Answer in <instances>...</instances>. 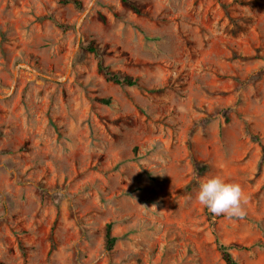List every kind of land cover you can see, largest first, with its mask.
<instances>
[{
    "label": "rangeland",
    "instance_id": "374dc122",
    "mask_svg": "<svg viewBox=\"0 0 264 264\" xmlns=\"http://www.w3.org/2000/svg\"><path fill=\"white\" fill-rule=\"evenodd\" d=\"M78 1L0 0V264H264V0Z\"/></svg>",
    "mask_w": 264,
    "mask_h": 264
},
{
    "label": "clouds",
    "instance_id": "9594fccd",
    "mask_svg": "<svg viewBox=\"0 0 264 264\" xmlns=\"http://www.w3.org/2000/svg\"><path fill=\"white\" fill-rule=\"evenodd\" d=\"M165 173L160 171L153 174L162 176ZM196 200L213 215L242 219L247 214L248 197L242 186L237 182H227L221 176H212L199 181Z\"/></svg>",
    "mask_w": 264,
    "mask_h": 264
},
{
    "label": "trees",
    "instance_id": "16d2710c",
    "mask_svg": "<svg viewBox=\"0 0 264 264\" xmlns=\"http://www.w3.org/2000/svg\"><path fill=\"white\" fill-rule=\"evenodd\" d=\"M64 2L68 3V2H74L77 5H80V1L78 0H64ZM124 2L126 4H128L129 6H131L135 11L140 12V8L137 6V4H135L134 2H132L131 0H124ZM90 49L94 52H98V49L94 46H91ZM98 67L99 70L104 73V75L112 82L117 83V84H122V85H135L137 84V79L134 78L131 75H127V74H122L120 72H116L111 70L108 66H106L103 62V59L100 58V61L98 63ZM103 102L105 103H111V99L110 98H106V99H102ZM256 137V136H254ZM258 138V137H256ZM207 169V166H202L200 168L201 171H205ZM106 236H107V247L110 249L113 247L114 242H115V237L112 236V224L109 223L107 225L106 228ZM218 247L219 250L221 251V254L223 256V259L225 260L226 264H238V262L236 261V259L233 257L232 253L229 250V247L220 243L218 241Z\"/></svg>",
    "mask_w": 264,
    "mask_h": 264
}]
</instances>
